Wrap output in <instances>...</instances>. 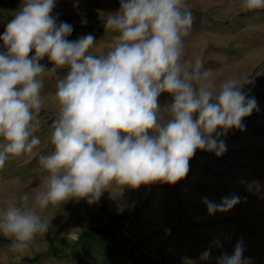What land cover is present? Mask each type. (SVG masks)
<instances>
[{
	"label": "clouds",
	"instance_id": "1",
	"mask_svg": "<svg viewBox=\"0 0 264 264\" xmlns=\"http://www.w3.org/2000/svg\"><path fill=\"white\" fill-rule=\"evenodd\" d=\"M55 6V0H23L0 36V170L9 159L28 156L38 157L46 173L32 192L0 205V235L18 254L48 233L51 223L41 213L49 205L70 199L91 204L113 185L175 184L187 176L198 149L224 154L218 129L242 130L243 118L257 106L242 91L248 78L218 81L202 56L186 59L195 21L187 0H120L119 10L104 17L105 31L114 35L102 53L94 51L93 34L69 40L73 27L57 23ZM240 9L264 10V0H240ZM45 57L50 69L40 63ZM61 69L66 74L56 82L52 150L40 154L35 133L44 77ZM162 94L171 101L161 105ZM238 202L205 201L210 214ZM209 257L210 250L201 255ZM218 264H247L242 242Z\"/></svg>",
	"mask_w": 264,
	"mask_h": 264
},
{
	"label": "rangeland",
	"instance_id": "2",
	"mask_svg": "<svg viewBox=\"0 0 264 264\" xmlns=\"http://www.w3.org/2000/svg\"><path fill=\"white\" fill-rule=\"evenodd\" d=\"M23 0H0V36L21 8ZM195 21L186 38V59L202 56L217 80L245 79L242 91L257 102L243 118V128L218 129L226 152L197 150L187 176L175 184L152 183L138 188L113 185L98 201L70 199L49 205L41 214L51 223L29 249L13 253L11 241L0 235V264H218L222 254L233 255L242 242L247 264H264V10L243 12L240 0H187ZM51 15L73 27L69 40L93 34L94 51L106 52L113 33L104 17L119 10L120 0H55ZM0 51H5L0 40ZM30 55H34L30 53ZM46 68L53 65L45 57ZM66 74L44 77L35 151L48 154L50 126L57 115L56 82ZM161 105L171 101L160 96ZM45 171L38 157L11 158L0 170V205L10 197L32 192ZM225 197H239L226 212L210 214L205 201L217 205ZM114 218L110 236L86 235ZM63 240V242H59ZM210 250L208 259L202 253ZM20 259H17V256Z\"/></svg>",
	"mask_w": 264,
	"mask_h": 264
},
{
	"label": "trees",
	"instance_id": "3",
	"mask_svg": "<svg viewBox=\"0 0 264 264\" xmlns=\"http://www.w3.org/2000/svg\"><path fill=\"white\" fill-rule=\"evenodd\" d=\"M73 32V31H72ZM120 221L119 218H114L112 220V223L104 228H98V229H93L89 233H86V235H95V236H105L108 237L112 233V229L115 224H117ZM60 243L63 242V240L59 241Z\"/></svg>",
	"mask_w": 264,
	"mask_h": 264
}]
</instances>
